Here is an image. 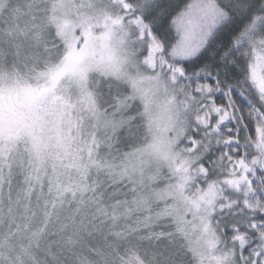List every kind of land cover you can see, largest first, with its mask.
Instances as JSON below:
<instances>
[{
  "label": "rangeland",
  "instance_id": "rangeland-1",
  "mask_svg": "<svg viewBox=\"0 0 264 264\" xmlns=\"http://www.w3.org/2000/svg\"><path fill=\"white\" fill-rule=\"evenodd\" d=\"M249 6L244 12H255L254 0ZM3 8L16 17L22 10L49 16L46 25L65 50L54 66L27 78L14 71L33 62L19 39L12 51L5 45L8 52H0V70H10L0 77V264H67L95 251L116 264L121 249L125 262L175 264L160 241L132 258L130 240L118 238L119 224L155 220L160 204L179 220L199 264H264V245L244 258V238L226 243L216 224L226 192L252 193L248 174L264 160V111L258 112L256 154L225 173L217 165L221 173L208 181L202 160L228 115L214 99L195 110L179 81L183 71L173 66L197 54L224 18L215 1L191 2L175 24L180 38L171 51L125 0H0V13ZM260 20L249 81L264 108ZM40 46L31 47L39 54ZM194 110H210L211 120L197 116L194 122ZM142 119L145 131L130 133L131 123L142 126ZM136 136L142 144L125 152L123 145Z\"/></svg>",
  "mask_w": 264,
  "mask_h": 264
},
{
  "label": "trees",
  "instance_id": "trees-1",
  "mask_svg": "<svg viewBox=\"0 0 264 264\" xmlns=\"http://www.w3.org/2000/svg\"><path fill=\"white\" fill-rule=\"evenodd\" d=\"M125 1L132 6L133 15L138 16L150 27L152 34L164 49L171 51L180 38L175 24L193 0ZM213 1L224 13V18L216 25L212 35L197 54L173 62V66L179 67L183 71V77L179 78V81L186 92L188 90L190 96L194 98L195 110L202 108V105H210L211 99H214L217 106L228 115L229 122L220 127L217 133V142L202 160V164L210 169L208 181L217 179L221 173L220 170H223L224 173L229 171L230 166L235 164L234 161L248 162L251 156L256 154L255 144L260 124L258 112L264 111V108L259 105V100L253 93L254 90L249 81L250 67L253 61L251 46L260 36L256 31L257 24L259 25L260 19L264 17V11L260 10L262 6L259 7L258 4L263 5L264 0H254L257 7L255 12L248 11L246 13L244 11L249 9L252 0H231L230 4L226 0ZM24 11H17V17L11 15L6 8H3L0 13V52L12 51V47L18 43L17 39H19L20 43L26 46L27 56L33 62L21 71H14L27 78L28 75H34L36 72L54 66L62 56L65 44L58 36L56 29L46 25L49 16L42 20L39 13L31 11L22 15L21 13ZM31 17L37 20L34 25L30 22ZM19 33L22 35L19 36ZM41 41L42 46L38 49L39 54H37L36 48L38 47H33L38 46ZM5 45H7L8 51H6ZM9 73V69H1L0 77L10 75ZM141 107L138 105L135 108L141 110ZM138 110L137 112H139ZM195 110L194 122H197V116L203 117L204 120H211L209 118L210 110H202L198 113ZM145 122V119H142L143 125L140 126V122L134 120L131 123L133 131L129 129L130 133L144 132L143 128L147 126ZM227 129L231 133H228ZM199 131L200 129L193 131V139H198ZM141 144L142 139L136 136L123 147L125 152H128ZM216 160L218 163L215 162ZM217 165L220 170L217 169ZM253 170L248 174V178L252 179V193L243 197L226 192L220 201L221 210L217 213V223L215 222L220 227L226 243L236 235L244 238L242 243L244 247L242 246L240 252L244 258L249 255L251 248L264 245V226L260 227L262 222L264 224V160H259ZM230 201L234 204L233 207H227ZM169 202L167 200L165 206ZM161 205H159L160 209ZM155 207L157 208V203ZM160 209V214L155 216V220H147V223L131 222L127 227L119 224V240L123 242L127 237L131 243L128 247L132 250L129 257H135L133 253L141 255L152 252V243L160 241L164 243L161 252L166 251L170 259L176 260L175 264H199L197 258L192 256L187 249L188 239L181 229L182 225L179 220L170 210L167 211V208L165 212ZM118 251L115 257L116 264L134 262L131 259H127V262L124 261L123 258L127 255L126 250ZM89 254L90 256L85 254L73 261L66 260L67 264H89L91 259L106 264L111 261V259L107 261L100 256L99 251ZM134 264L140 263L134 262ZM239 264L242 263L239 262Z\"/></svg>",
  "mask_w": 264,
  "mask_h": 264
}]
</instances>
